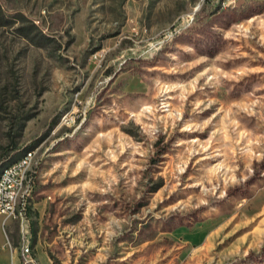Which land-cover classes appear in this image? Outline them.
<instances>
[{
    "label": "rangeland",
    "instance_id": "374dc122",
    "mask_svg": "<svg viewBox=\"0 0 264 264\" xmlns=\"http://www.w3.org/2000/svg\"><path fill=\"white\" fill-rule=\"evenodd\" d=\"M28 150L21 262L264 264V0H0V171Z\"/></svg>",
    "mask_w": 264,
    "mask_h": 264
},
{
    "label": "built area",
    "instance_id": "2783aa9c",
    "mask_svg": "<svg viewBox=\"0 0 264 264\" xmlns=\"http://www.w3.org/2000/svg\"><path fill=\"white\" fill-rule=\"evenodd\" d=\"M214 1V0H208ZM33 162V154L27 155V161L21 163L19 166H15L9 174H6L3 183L0 184V214L5 216H13V211H11V196L12 192H19V204L24 203L25 187L27 179H20V172H28ZM20 183L19 191H12V184ZM26 247L24 245L21 249V254L23 256V264H33L34 260H28L26 256ZM1 264V263H0Z\"/></svg>",
    "mask_w": 264,
    "mask_h": 264
},
{
    "label": "bare ground",
    "instance_id": "6f19581e",
    "mask_svg": "<svg viewBox=\"0 0 264 264\" xmlns=\"http://www.w3.org/2000/svg\"><path fill=\"white\" fill-rule=\"evenodd\" d=\"M32 154V150L24 152L19 158L5 165L0 171V184L3 183L6 174H9L15 166H19L21 163L27 161V155ZM28 172H20V179H27ZM20 183L12 184V191H19ZM19 205V192H12L11 196V211H13V216L16 214L17 207ZM20 209V208H19ZM26 255H30V248L26 247ZM29 260V259H28Z\"/></svg>",
    "mask_w": 264,
    "mask_h": 264
},
{
    "label": "crops",
    "instance_id": "0c3cea01",
    "mask_svg": "<svg viewBox=\"0 0 264 264\" xmlns=\"http://www.w3.org/2000/svg\"><path fill=\"white\" fill-rule=\"evenodd\" d=\"M27 256V255H26ZM29 260H34L30 255H28ZM0 263L1 264H22L16 247L11 245L5 246L4 240L0 242ZM33 264H48L44 257H39V261Z\"/></svg>",
    "mask_w": 264,
    "mask_h": 264
}]
</instances>
